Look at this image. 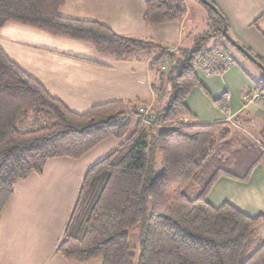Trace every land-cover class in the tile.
Segmentation results:
<instances>
[{
    "label": "trees",
    "instance_id": "16d2710c",
    "mask_svg": "<svg viewBox=\"0 0 264 264\" xmlns=\"http://www.w3.org/2000/svg\"><path fill=\"white\" fill-rule=\"evenodd\" d=\"M206 1L211 7L199 2L206 30L193 38L191 49L171 50L118 35L97 22L62 18L58 11L65 0H0V30L7 23L23 25L85 43L116 62L146 56L156 80L150 84L155 96L146 114L129 101L94 105L77 114L0 49V216L15 185L41 175L48 160H78L113 138L116 148L83 176L56 254L76 263L98 259L102 264H133L127 232L140 224L138 264H264V242L256 235L264 217L207 201L219 178L248 180L264 161V139L239 145L230 123H196L185 104L191 90L201 86L194 67L207 53L206 43L224 40V27L231 37L224 14L212 0ZM185 13L182 0H147L143 22H178ZM261 18L253 26L264 36ZM240 46L264 66L260 57ZM213 102L226 109L225 95ZM157 155L162 171L152 180ZM189 184L197 190L193 199L184 194Z\"/></svg>",
    "mask_w": 264,
    "mask_h": 264
},
{
    "label": "crops",
    "instance_id": "0c3cea01",
    "mask_svg": "<svg viewBox=\"0 0 264 264\" xmlns=\"http://www.w3.org/2000/svg\"><path fill=\"white\" fill-rule=\"evenodd\" d=\"M146 1L65 0L58 14L66 19L97 22L118 35L173 49H191L193 38L206 30V13L200 3L182 0L186 13L181 21L148 26L143 22ZM212 1L226 17L231 38L264 62V36L253 26L264 15V0ZM258 26L264 33V17ZM211 44L215 46L207 52L224 48L218 39ZM0 49L52 97L77 114L112 101L153 99L146 59L116 62L97 54L85 43L12 23L0 30ZM228 54L233 65L221 73L208 75L194 68L201 86L191 90L185 104L196 123H230L232 137L239 145L249 143L243 141L246 137L239 134L237 127H253L258 142L264 139V108L256 101L244 105L243 96L260 93L264 78L247 59ZM222 95L226 96L224 111L213 102ZM116 146L117 141L109 139L79 160H48L41 175H30L15 185L11 201L0 216V264H102L98 259L87 263L66 261L55 253V247L86 170ZM207 201L214 207L227 203L247 216L264 217V161L253 168L245 182L219 178ZM256 235L264 242V221Z\"/></svg>",
    "mask_w": 264,
    "mask_h": 264
},
{
    "label": "rangeland",
    "instance_id": "374dc122",
    "mask_svg": "<svg viewBox=\"0 0 264 264\" xmlns=\"http://www.w3.org/2000/svg\"><path fill=\"white\" fill-rule=\"evenodd\" d=\"M190 1H192V3H195V5H198L199 4V1H197V0H190ZM201 3V2H200ZM200 5V4H199ZM199 7H201V9H203L202 8V6L200 5ZM203 11H205L204 9H203ZM12 24H14V23H12ZM16 25H19V24H16ZM19 26H23V25H19ZM24 27H26V26H24ZM29 28V27H28ZM31 29H33V28H31ZM34 30H36V29H34ZM37 31H39V30H37ZM44 33V32H43ZM224 39V38H223ZM219 41H220V43L224 46V48L223 47H220V48H218V49H216L215 51H217V50H219V49H223L225 52H226V54L228 55V57L230 58V60L233 62V59H232V57L231 56H229V54L228 53H230L231 55H234V56H236V57H238V58H240L241 59V54H239L235 49H233V47H231L230 46V44H228L226 41H224V40H222V39H218ZM211 46H215V45H213V44H211V41L210 42H208V43H206V46H205V48H206V50H208V48H210ZM171 50H175V49H173V48H170ZM212 52H214V51H212ZM212 52H207V53H212ZM244 57V56H243ZM145 58H146V56L145 57H142L141 58V60L140 61H145ZM245 58V57H244ZM146 62H147V70H148V60L146 59ZM148 73H149V78H150V83L149 84H151L152 82H154V81H156L155 79H153L152 77H151V74H150V72H149V70H148ZM260 75L264 78V74L262 73L261 74V72H260ZM153 79V80H152ZM264 86V85H263ZM151 88V87H150ZM152 90V89H151ZM152 93H153V90H152ZM255 93H248V94H246L245 93V95L243 96V98L244 97H248V98H250L251 96H253ZM259 94H261V93H257L256 95H259ZM154 93H153V99H152V101H149V102H144V101H141V100H133V101H129V102H132V103H134V104H137L138 105V108H137V112L138 113H141V112H139V110L140 109H145V110H149L150 108H151V106L153 105V101H154ZM252 101H250L249 103H251ZM249 103H245L244 101H243V104L244 105H246V104H249ZM145 104V105H144ZM259 105H260V103H258ZM261 107H263V106H261ZM264 108V107H263ZM141 114H143V113H141ZM241 121V120H240ZM189 123V120H183L182 121V124H188ZM239 125V124H238ZM240 127V129L237 127V130L238 131H240L241 133H243V134H241L240 132H239V134L242 136H244V137H246V138H244L243 139V141H245V143H249V144H254V143H256V135H255V131H254V128L253 127H251V128H248V127H246L245 126V128L243 127V125H239ZM236 131V130H235ZM237 133V132H236ZM109 139H113V138H108V139H106V140H109ZM106 140H104V141H106ZM113 140H115V139H113ZM104 141H102V142H104ZM116 141V140H115ZM242 141V142H243ZM101 142V143H102ZM100 144V143H99ZM98 144V145H99ZM117 145H118V142H117ZM96 147V146H95ZM94 147V148H95ZM93 148V149H94ZM116 148V147H115ZM114 148V149H115ZM93 149H91V150H93ZM114 149H111L110 151H108L107 153H109V152H111L112 150H114ZM90 150V151H91ZM89 151V152H90ZM106 153V154H107ZM105 154V155H106ZM105 155H103V156H105ZM102 156V157H103ZM84 157V156H83ZM101 158V157H100ZM100 158H98V159H96V161L94 162V163H96L97 162V160H99ZM81 159V158H80ZM79 160V159H78ZM93 163V164H94ZM92 164V165H93ZM92 165H90V166H92ZM89 168V167H88ZM161 171H162V167H161V159H160V157L157 155L156 156V158H155V165H154V169H153V174H152V176H151V179L152 180H154V178L156 177V176H158L160 173H161ZM83 179V178H82ZM82 183V182H81ZM81 186V185H80ZM78 192H79V190H78ZM78 194V193H77ZM184 194L189 198V199H193L195 196H196V194H197V190H196V187L193 185V184H189L185 189H184ZM77 198V197H76ZM76 201V200H75ZM75 203V202H74ZM73 207H74V205H73ZM72 210H73V208H72ZM72 212V211H71ZM146 215L148 216L149 215V205L147 204L146 205ZM70 217V216H69ZM68 222V221H67ZM64 232V231H63ZM127 234H128V240H127V244H128V248H129V252H130V254L133 256V264H138V259H139V255H140V234H141V225L139 224V225H136L135 227H133L132 229H130L128 232H127ZM62 236H63V234H62ZM62 238V237H61ZM59 243V242H58ZM58 243H57V245H58ZM57 245H56V247H57ZM56 247H55V249H56Z\"/></svg>",
    "mask_w": 264,
    "mask_h": 264
},
{
    "label": "built area",
    "instance_id": "2783aa9c",
    "mask_svg": "<svg viewBox=\"0 0 264 264\" xmlns=\"http://www.w3.org/2000/svg\"><path fill=\"white\" fill-rule=\"evenodd\" d=\"M232 65L233 62L230 60L226 52L223 49H219L212 53H206L205 55H203L200 59H198L194 68L202 69L205 73L211 75L219 73L217 70L223 72ZM243 101L245 103H249L250 101H256L264 107V94H254L250 98L244 97ZM139 112L146 114L147 110L142 108L139 110Z\"/></svg>",
    "mask_w": 264,
    "mask_h": 264
},
{
    "label": "water",
    "instance_id": "95a60500",
    "mask_svg": "<svg viewBox=\"0 0 264 264\" xmlns=\"http://www.w3.org/2000/svg\"><path fill=\"white\" fill-rule=\"evenodd\" d=\"M199 2H201L204 5L210 6L211 5L206 1V0H197ZM213 8V7H212ZM222 36L224 38V40L230 44L231 47H233V49H235L239 54H241L242 56L245 57V59H247L250 63H252L257 69H259L260 72H262L264 74V66L261 65L259 62H257V60L250 55L247 51H245L237 42H235L227 33L226 31V27L223 28V32H222Z\"/></svg>",
    "mask_w": 264,
    "mask_h": 264
}]
</instances>
